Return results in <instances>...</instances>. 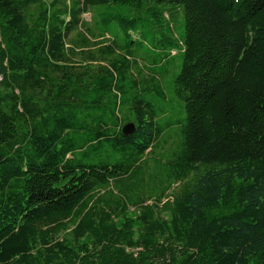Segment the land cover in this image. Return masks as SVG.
Segmentation results:
<instances>
[{
    "label": "trees",
    "instance_id": "1",
    "mask_svg": "<svg viewBox=\"0 0 264 264\" xmlns=\"http://www.w3.org/2000/svg\"><path fill=\"white\" fill-rule=\"evenodd\" d=\"M0 264H264V0H0Z\"/></svg>",
    "mask_w": 264,
    "mask_h": 264
},
{
    "label": "rangeland",
    "instance_id": "2",
    "mask_svg": "<svg viewBox=\"0 0 264 264\" xmlns=\"http://www.w3.org/2000/svg\"><path fill=\"white\" fill-rule=\"evenodd\" d=\"M84 19L86 22H88L90 24V26H94L96 23V18H95V14H87L84 16ZM183 21V24H181V26L177 29V35H180L181 33L184 32V15L181 14V20ZM111 28L115 31L117 30L116 24H113L111 26ZM166 93L168 95V99L170 98V102L166 103V105L168 107H170L171 111L168 114V117H171L175 120V122L177 123L179 120L184 119L185 115L181 114V103H179V101H177L176 99L171 102V94H170V84L168 83L166 86ZM168 132H170L172 135V139H173V143L178 142L179 139L181 138V132H180V126L175 124Z\"/></svg>",
    "mask_w": 264,
    "mask_h": 264
},
{
    "label": "water",
    "instance_id": "3",
    "mask_svg": "<svg viewBox=\"0 0 264 264\" xmlns=\"http://www.w3.org/2000/svg\"><path fill=\"white\" fill-rule=\"evenodd\" d=\"M135 133V126L133 124H128L123 128V134L125 137H129Z\"/></svg>",
    "mask_w": 264,
    "mask_h": 264
}]
</instances>
